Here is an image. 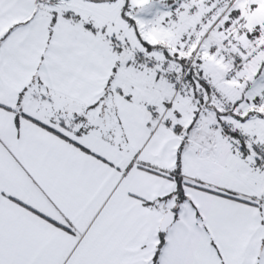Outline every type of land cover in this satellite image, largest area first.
<instances>
[{
	"label": "snow or ice",
	"instance_id": "snow-or-ice-1",
	"mask_svg": "<svg viewBox=\"0 0 264 264\" xmlns=\"http://www.w3.org/2000/svg\"><path fill=\"white\" fill-rule=\"evenodd\" d=\"M0 264H264V0H0Z\"/></svg>",
	"mask_w": 264,
	"mask_h": 264
}]
</instances>
